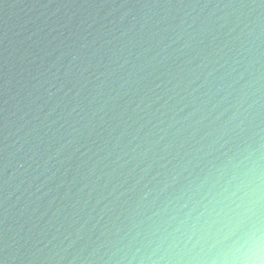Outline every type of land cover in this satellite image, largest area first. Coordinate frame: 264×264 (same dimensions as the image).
<instances>
[{
	"label": "water",
	"instance_id": "1",
	"mask_svg": "<svg viewBox=\"0 0 264 264\" xmlns=\"http://www.w3.org/2000/svg\"><path fill=\"white\" fill-rule=\"evenodd\" d=\"M0 264H264V0H0Z\"/></svg>",
	"mask_w": 264,
	"mask_h": 264
}]
</instances>
